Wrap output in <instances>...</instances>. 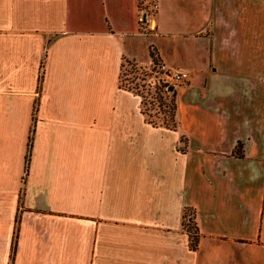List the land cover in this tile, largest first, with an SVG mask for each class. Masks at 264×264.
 <instances>
[{
  "label": "crops",
  "instance_id": "crops-1",
  "mask_svg": "<svg viewBox=\"0 0 264 264\" xmlns=\"http://www.w3.org/2000/svg\"><path fill=\"white\" fill-rule=\"evenodd\" d=\"M0 264H264V0H0Z\"/></svg>",
  "mask_w": 264,
  "mask_h": 264
},
{
  "label": "rangeland",
  "instance_id": "rangeland-1",
  "mask_svg": "<svg viewBox=\"0 0 264 264\" xmlns=\"http://www.w3.org/2000/svg\"><path fill=\"white\" fill-rule=\"evenodd\" d=\"M151 67L152 65L145 66L139 63L132 65L131 61L123 60L119 82H121L123 86L133 89L139 93L141 97V109L146 113V115L149 114V116H151L153 120L156 121V124L163 125L166 119L168 120V116L167 112L162 109L164 106L161 108L156 99V86L157 84L159 86L160 83H158L159 80L157 77H155V73L150 72ZM143 79H146V81ZM147 81L149 82V85H147ZM163 81L164 80L162 78V82ZM168 122L171 123L169 120ZM193 220V213L189 212L185 222L187 223V226L188 224L190 225L192 230H194L195 226Z\"/></svg>",
  "mask_w": 264,
  "mask_h": 264
},
{
  "label": "trees",
  "instance_id": "trees-1",
  "mask_svg": "<svg viewBox=\"0 0 264 264\" xmlns=\"http://www.w3.org/2000/svg\"><path fill=\"white\" fill-rule=\"evenodd\" d=\"M149 51H150V55L152 57V67L151 68H154L155 65H157V63L161 59L158 57L157 51L153 45H150ZM123 60L131 61L132 65L137 63L136 61L131 60V59L126 58V57L123 58ZM123 60L121 61V68L123 65ZM120 73H121V70H120ZM119 79H120V74H119ZM158 80H159L158 83H160V84H159V86H158V84L156 86V88H157L156 93L157 94L155 96H156V99L158 101L159 106L161 108L164 106L162 109H164V111L167 112L168 120L171 122V123H169L168 120L165 118L166 121H165L164 125L170 126V127H176L177 126V119H176L177 103H176V99H175V89H174V87L172 90L169 88L171 85L174 86L176 82H165V81L162 82V78H160V77L158 78ZM120 84H121V82H120ZM166 86H167V88H166ZM145 116L147 117V119L150 122L156 124V121H154L153 118L151 116H149V114L146 115V113H145ZM29 139H31V136H29ZM29 147H30V141H29ZM27 158H28V156H27ZM187 210H188V214H189V212H192V210L190 208H187ZM187 210H185V213H184L185 219L188 217ZM193 223H195V222H193ZM185 224L187 225L186 222H185ZM194 225H195L194 230L191 229L189 224L187 226L188 234H189V245L191 248H195L197 246V239H198V229H197L196 224H194Z\"/></svg>",
  "mask_w": 264,
  "mask_h": 264
},
{
  "label": "built area",
  "instance_id": "built-area-1",
  "mask_svg": "<svg viewBox=\"0 0 264 264\" xmlns=\"http://www.w3.org/2000/svg\"><path fill=\"white\" fill-rule=\"evenodd\" d=\"M156 6H157L156 3H153V4H151L150 9L153 10ZM140 18H141V20L143 19L142 16ZM150 72L151 73L154 72L155 77H157V79L159 77L163 78V80L165 82H172V81L173 82H180V81L184 80L185 78H187V76H188L187 71L177 69V68H170L169 66H167L165 64V62H163L161 60L157 63V65H155L154 68H150ZM143 80L146 81V79H143ZM146 83L149 85L148 81ZM166 88H167V86H166ZM137 94L139 95V93H137Z\"/></svg>",
  "mask_w": 264,
  "mask_h": 264
},
{
  "label": "water",
  "instance_id": "water-1",
  "mask_svg": "<svg viewBox=\"0 0 264 264\" xmlns=\"http://www.w3.org/2000/svg\"><path fill=\"white\" fill-rule=\"evenodd\" d=\"M173 87H174V86H173V85H171L169 88L172 90V89H173Z\"/></svg>",
  "mask_w": 264,
  "mask_h": 264
}]
</instances>
